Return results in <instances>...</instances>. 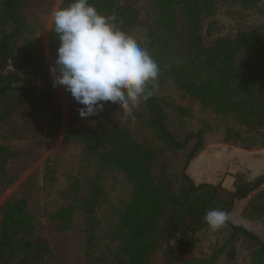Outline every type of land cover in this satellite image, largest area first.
<instances>
[{"label":"trees","instance_id":"16d2710c","mask_svg":"<svg viewBox=\"0 0 264 264\" xmlns=\"http://www.w3.org/2000/svg\"><path fill=\"white\" fill-rule=\"evenodd\" d=\"M257 1L230 0L243 7ZM71 2L62 0L59 9L68 7ZM89 3L103 15H114L118 27L133 37L138 27L145 26V48L161 71L156 87L151 89L150 86L153 95L142 101L143 110L137 114L143 117L158 148L138 139L128 126L112 121L92 131L71 129L66 138L72 137L83 145V159L94 160L98 173L93 179L88 178L85 186L75 177L62 192L63 204L51 215L55 230L62 235L55 246L35 235L25 198L5 201L0 220V264H21L33 252L60 261L68 259L73 264L75 262L68 258L69 251L74 252L77 262L76 238L70 233L74 214L77 210L95 212L101 193L100 172L106 167L122 172L131 188L129 200L119 211L112 230L114 236L122 239L118 249L113 251L116 264H145L163 246L167 264L175 261L212 264L215 254L203 260L188 255L190 235L208 225L204 219L208 211L219 208L229 215L237 202L248 198L264 182V175L252 183L243 174L236 173L229 187L223 182L195 183L187 173V166L203 149L204 130L188 132L179 142L166 126L165 108L183 116L187 112L181 106L165 102L156 91L165 78L170 77L184 94L242 128L227 124L223 132L225 143L246 150L264 148V28H239L233 38L218 36L206 44L202 40L201 22L203 17L213 14L215 0H153V14L143 20L135 7L122 5L119 0H89ZM24 4L25 0H0V97L15 90L47 100V90L19 86L21 73L32 63L36 50L25 42L16 54L17 41L28 27L21 12ZM212 26L213 23H209L204 33L211 36ZM50 40L59 46L54 23ZM60 125L61 111L56 105L48 118L46 134L55 135ZM191 141L193 144L185 153L181 173L184 186L180 193H175L164 168L153 172L152 166L163 148L184 150ZM84 187L87 194L81 193ZM226 224L234 234L242 232L255 243L251 264H262L264 240L228 220ZM88 232L91 235L89 227ZM171 241L176 242L175 251L170 246Z\"/></svg>","mask_w":264,"mask_h":264},{"label":"rangeland","instance_id":"374dc122","mask_svg":"<svg viewBox=\"0 0 264 264\" xmlns=\"http://www.w3.org/2000/svg\"><path fill=\"white\" fill-rule=\"evenodd\" d=\"M61 2L25 0L21 12L27 19L28 27L16 44V54L25 42L29 43L31 49L35 47L37 50L34 48L32 63L21 73L19 86L45 89L47 100L34 94L23 95L15 90L6 97H0V220L5 201L25 198L34 222L35 235L46 239L49 245L59 243L62 237L51 221V215L63 204L62 192L75 177L85 186L86 180L93 179L98 173L94 160L88 162L83 159V145L72 137L66 138L71 129L92 131L112 121L128 126L138 139L158 148L143 117L137 114L143 110L142 101L133 109L136 117L134 121L125 118L123 110L117 105L108 103H105L103 111L98 115L81 118L78 110L83 105H79L62 86H52L49 66L56 57L58 44L51 43L50 32L52 14L59 9ZM119 2L135 7L142 20L153 14V0ZM201 23L202 40L206 44L218 36L233 38L239 28H264V0H258L249 7L230 0H215L213 14L203 17ZM209 23H213L211 36L204 33ZM144 27L137 28L134 38L145 48L147 39ZM156 94L165 102L181 106L187 112L183 116L165 108L166 126L179 142L184 140L188 132H198L200 128L204 130L203 149L187 166V173L195 183L223 182L225 186H230L236 173L243 174L252 183L264 175V148L246 150L223 141L227 124L242 129L231 119L214 113L210 108L203 107L198 100L184 94L170 77L165 78ZM56 105L60 107L61 125L55 135H47L46 124ZM192 144V141L189 142L184 150L163 148L153 163V172L164 168L175 193H180L184 186L181 173L185 153ZM98 183L101 193L95 212L89 214L77 210L74 214L70 233L76 238L75 251L79 259L76 262L74 252L69 251L68 258L75 262L73 264H116L113 251L118 249L122 239L114 236L112 230L119 218V211L129 200L131 188L123 173L111 167L100 172ZM80 190L81 193H88L85 187ZM228 221L264 240V182L248 198L237 202L228 215ZM88 227L92 231L91 235ZM170 246L175 251L176 242L171 241ZM255 248V243L242 232L234 234L231 226L225 223L216 230L206 225L193 232L190 235L188 255L203 260L215 254L212 264H251ZM163 249L164 246L158 248L145 264H167ZM108 257L112 260L108 261ZM21 264L72 263L68 259L60 261L33 252ZM172 264L178 263L175 261Z\"/></svg>","mask_w":264,"mask_h":264},{"label":"clouds","instance_id":"9594fccd","mask_svg":"<svg viewBox=\"0 0 264 264\" xmlns=\"http://www.w3.org/2000/svg\"><path fill=\"white\" fill-rule=\"evenodd\" d=\"M59 39L56 57L49 66L52 86H62L83 105L81 118L98 115L105 103L123 110L125 118L136 119L133 109L153 95L160 66L149 51L116 23L114 15H103L89 0H72L53 14ZM208 226L219 229L228 220L223 209L204 217Z\"/></svg>","mask_w":264,"mask_h":264},{"label":"crops","instance_id":"0c3cea01","mask_svg":"<svg viewBox=\"0 0 264 264\" xmlns=\"http://www.w3.org/2000/svg\"><path fill=\"white\" fill-rule=\"evenodd\" d=\"M227 187H229V186H227Z\"/></svg>","mask_w":264,"mask_h":264}]
</instances>
